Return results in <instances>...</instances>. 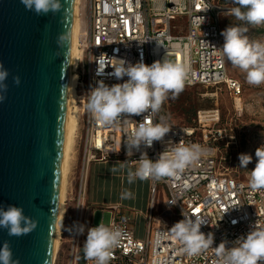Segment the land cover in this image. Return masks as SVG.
<instances>
[{"label":"built area","instance_id":"obj_1","mask_svg":"<svg viewBox=\"0 0 264 264\" xmlns=\"http://www.w3.org/2000/svg\"><path fill=\"white\" fill-rule=\"evenodd\" d=\"M78 5L77 47L80 55L75 69V90L76 101L81 106L82 132L76 133L81 160L74 193L72 184L70 188L76 202L75 221L84 203L88 165L114 157L137 164L140 152L134 150L133 156L128 157L124 142L139 123L150 120L171 127L164 142H154L151 148H141V151H147L150 159L155 160L168 141L195 143L205 149L200 159L181 175L148 179L152 204L157 187L162 186L166 191L165 206L174 209L179 220L184 219L183 211L188 216H200L207 222L201 231L214 234L213 247L222 241H227V246L231 247L232 242L245 236L256 222L264 225V190H252L249 182L223 165L225 157L221 155L220 147L225 143L226 128L219 126L217 106L197 110L189 125L176 124L161 108L156 114L121 117L113 126L99 124L86 107L88 93L98 81L103 80L111 86L128 79L115 77L114 60L132 64L143 60L151 65L167 56L174 62L189 66L190 74L185 86L225 88L234 100L235 113L240 114L241 83L227 74L225 58L216 49L223 46L219 17L231 7L215 0H179V3L163 0L162 8L158 7L159 0H80ZM176 19L180 24H171ZM100 211L103 213L104 209L100 208ZM147 220L148 235L140 239L130 229L129 217L117 207L110 208L107 222L101 217L99 223L122 230V238L113 250L109 264H217L213 249L193 256L181 253V245L170 234L169 229L174 224L169 219L152 220L149 212ZM158 234L161 239L156 244ZM86 237L87 231L81 238L74 232L69 264H75L78 249L80 246L83 249ZM84 264L94 262L84 255Z\"/></svg>","mask_w":264,"mask_h":264},{"label":"clouds","instance_id":"obj_2","mask_svg":"<svg viewBox=\"0 0 264 264\" xmlns=\"http://www.w3.org/2000/svg\"><path fill=\"white\" fill-rule=\"evenodd\" d=\"M179 3V0H175ZM235 5L227 9L228 15L237 21L238 25L228 26L221 32L224 43L216 48L222 58H226L234 67L245 73L248 84L260 86L264 84V38H249L245 33L248 26L259 27L264 25V0H230ZM28 11H34L38 16L50 12L56 14L61 11V0H21ZM158 7H163V0H159ZM68 34L58 36V45H63ZM114 75L119 79L127 77L123 83L105 84L103 80L97 82L88 93L87 111L99 124L113 126L119 123L124 116H141L145 113H158L169 93L178 95L185 87L189 78L190 68L187 64L174 62L165 58L154 61L151 65L143 60L132 64L125 60H114ZM9 70L0 61V103L7 97L8 85L5 83ZM13 83H21L20 77L14 76ZM171 131L165 123H153L150 120L141 122L135 130L126 137L127 156H133L134 150L140 152L135 170H129L128 183L135 180H160L165 177H177L186 168L194 165L205 153L199 144H184L167 142L165 149L155 160L149 158L147 151L141 148H151L154 142H164ZM257 163L249 173V187L252 190H264V145L255 152ZM240 167L247 168L252 161L248 154H240ZM123 167V162H121ZM113 171H116L113 168ZM133 193L125 190L122 198H132ZM169 205H175L169 203ZM184 219L176 222L170 229V234L181 245L179 251L188 256L198 255L213 249L217 257V264H264V225L257 222L245 235L232 242L222 241L216 247L214 234L201 231L207 222L200 216H188L182 211ZM38 221L26 216L22 207L8 205L0 206V228L6 229L9 236L20 237L32 233ZM78 234L85 232L84 225L76 226ZM122 230L116 226L99 223L98 226L87 228V237L83 244L85 257L94 264H109L113 250L119 245ZM158 234L155 243H160ZM0 264H20L13 259L11 245L4 241L0 246Z\"/></svg>","mask_w":264,"mask_h":264},{"label":"water","instance_id":"obj_3","mask_svg":"<svg viewBox=\"0 0 264 264\" xmlns=\"http://www.w3.org/2000/svg\"><path fill=\"white\" fill-rule=\"evenodd\" d=\"M61 3L60 12L38 16L21 0H0V61L10 73L0 103V206L38 221L20 237L0 228V246L8 241L20 264L54 261L74 0Z\"/></svg>","mask_w":264,"mask_h":264},{"label":"rangeland","instance_id":"obj_4","mask_svg":"<svg viewBox=\"0 0 264 264\" xmlns=\"http://www.w3.org/2000/svg\"><path fill=\"white\" fill-rule=\"evenodd\" d=\"M221 5L234 7L230 0H215ZM78 17H79V5H78ZM180 20H172L171 24H180ZM243 22L237 21L233 16L228 13L221 14L219 17L220 31L222 32L228 26L242 24ZM249 31L245 33L249 38H264V25L259 27L248 26ZM222 37V43L224 38ZM226 72L229 76L236 78L242 86L241 106L242 111L240 114H236L234 110V100L229 96L225 88L216 89L211 86L193 85L185 86L184 89L178 94L173 95L169 93L168 98L164 101L162 108L166 110L172 117L173 121L178 125H189L195 112L199 109H207L217 106L220 112L219 126L226 128V137L223 142L224 146L220 147V153L225 159L223 165L240 179L249 182V173L255 168L257 158L255 156L256 149L264 145V84L260 86H254L247 83L245 79V73L239 68L234 67L227 59ZM76 105V111L78 114V120L76 129L73 135V142L71 148L68 151V164L64 188L63 199V211L60 220L59 230L63 221V213L65 210V203L67 204V216L69 226L73 223L76 202L73 196L74 185L78 175V165L80 163V155L78 148V138L82 132V118L80 112V105L74 99ZM70 154V155H69ZM240 154H248L252 157V161L247 165V168L240 167ZM86 188H85V201L81 207L83 215L89 217L92 224H97L102 220L108 221L109 210L108 206L111 204H117L118 207H126L137 209L143 205V200L134 201L133 198H122L120 191L112 190L110 188L97 189L93 188L91 184V173L89 167L87 168ZM73 185V193L70 188ZM99 198L97 203H93L90 196ZM88 196V198L86 197ZM166 191L162 186L157 187V192L154 196L153 204L149 205V212L154 216L160 215L169 219L173 224L180 221L174 209H168L165 206ZM100 208L104 209L101 213ZM60 231L57 249L54 254L53 264H68V246L62 245L60 250ZM60 256V257H58ZM64 261L59 263V259ZM67 259V261H66Z\"/></svg>","mask_w":264,"mask_h":264},{"label":"crops","instance_id":"obj_5","mask_svg":"<svg viewBox=\"0 0 264 264\" xmlns=\"http://www.w3.org/2000/svg\"><path fill=\"white\" fill-rule=\"evenodd\" d=\"M121 162H123V167H121ZM136 165L137 164H130L126 159L114 157L105 161L91 162L88 165V167L91 173V184L93 188L105 189L108 187L112 190L120 191V194H122L125 190H130L133 193L132 198L134 199V201H137L138 199L140 201L143 200V205L139 206L138 210L133 208L130 209L126 207H118L117 204H111L108 206V210H110L111 207L115 206L119 211H121V213L127 215L129 217V227L132 230L134 236L143 239L148 235V231H149L148 230L149 221L147 220V215L149 213V205L151 203L150 192H149L150 181L149 180L142 181L137 179L131 184L128 183V179H127L128 171L135 170ZM113 168H115L116 171H113ZM87 178L89 180L90 176H88ZM86 197L88 198V196ZM90 199H92V202L94 204L97 203V201H99V198L95 196V193L94 196L93 194L90 196ZM84 201H85V197H84ZM67 204L68 202L65 203L63 221L60 228V239H61L60 250L62 248L61 247L62 245L67 244L68 246L67 259L69 264L71 240L74 235V232L77 233L76 226L84 225L86 232L87 228L91 226L92 221L89 220V217H85V215H83V212L81 213L82 211L81 209L77 221H75V217H76V212H75L73 223L69 226L68 221L66 222ZM151 215H152V220L157 218L167 219L160 215L154 216L152 213ZM83 234L77 233L79 238H81ZM62 258L63 259H59L60 260L59 263L64 261L65 257ZM75 264H84V253L81 246L78 249Z\"/></svg>","mask_w":264,"mask_h":264},{"label":"bare ground","instance_id":"obj_6","mask_svg":"<svg viewBox=\"0 0 264 264\" xmlns=\"http://www.w3.org/2000/svg\"><path fill=\"white\" fill-rule=\"evenodd\" d=\"M80 0H74L73 4V14H72V31L70 40V59L68 68V84H67V103H66V114H65V125H64V138H63V148H62V161H61V180L59 188V203L56 218V231L53 244V257L58 245L59 239V226L61 215L63 211V199H64V188H65V178L67 172L68 164V151L71 148L73 142V135L76 129L78 114L76 111V105L74 99L76 96V64L78 57L80 55L79 49L77 47V37L80 26V21L78 18V3ZM70 155V154H69Z\"/></svg>","mask_w":264,"mask_h":264}]
</instances>
